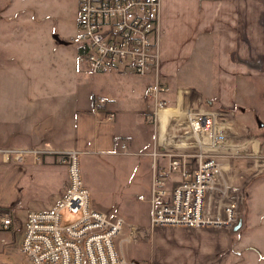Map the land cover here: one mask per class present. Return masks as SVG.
<instances>
[{
  "label": "crops",
  "instance_id": "obj_1",
  "mask_svg": "<svg viewBox=\"0 0 264 264\" xmlns=\"http://www.w3.org/2000/svg\"><path fill=\"white\" fill-rule=\"evenodd\" d=\"M56 1L0 0V149H75L79 157L97 159L117 156L124 145L127 157L149 154L142 161L151 180L154 169L167 165V152L189 155V166L199 156H215L233 165L226 177L232 176L235 184L247 177L241 160L260 161L233 229L155 226L152 233L129 225L128 235L122 238L123 230L116 243L127 254L125 242L148 240V264H264V0H161L157 78L167 90V111L156 126L146 121L152 111L147 88L153 73L95 75L88 70L91 77L77 73L67 84V75L46 73L55 54L50 30L37 20L22 19L30 13V2L48 8ZM14 16L20 24H14ZM76 53L84 64L78 48ZM14 73L31 85L18 95L12 89ZM56 85V92L48 90ZM100 98L104 105L98 104ZM186 109L215 114L213 132L193 139ZM236 139L245 140L231 146ZM4 185L13 194L23 192L29 210L17 215L14 204L0 200V215L15 223L2 232L16 235V225L22 226L19 249L26 215L50 210L67 187V174L52 158L33 165L29 159L5 164L0 157V188Z\"/></svg>",
  "mask_w": 264,
  "mask_h": 264
},
{
  "label": "built area",
  "instance_id": "obj_2",
  "mask_svg": "<svg viewBox=\"0 0 264 264\" xmlns=\"http://www.w3.org/2000/svg\"><path fill=\"white\" fill-rule=\"evenodd\" d=\"M160 3L161 0H77L78 50L92 74L111 75L124 70L137 76L154 74L147 88L152 111L146 118L153 126L166 109L167 90L157 78ZM256 64L261 67L260 62ZM98 104L104 105L105 100L100 98ZM183 114L193 139L213 132L215 114L191 109ZM115 154H126L125 146ZM79 155L75 149H0L5 164H21L29 159L37 165L44 158H52L67 174V187L52 208L26 215L19 251L31 264H137L116 247L125 222L91 207L90 193L81 177ZM165 155L167 165L154 169L151 180V228L233 229L243 197L242 189L225 179L230 165L215 156H199L197 164L189 166V155L170 152ZM255 168L260 170V164ZM65 211L74 219L69 225H63ZM13 226L10 216L0 215L1 231Z\"/></svg>",
  "mask_w": 264,
  "mask_h": 264
},
{
  "label": "rangeland",
  "instance_id": "obj_3",
  "mask_svg": "<svg viewBox=\"0 0 264 264\" xmlns=\"http://www.w3.org/2000/svg\"><path fill=\"white\" fill-rule=\"evenodd\" d=\"M43 5V3L30 2V6L27 8L30 13L22 20L25 21L28 18L30 23H33V20H37L39 26L50 30L48 41L53 47L50 51L53 54L55 52V54L48 62L46 73L48 75H67L68 79L66 83L63 81L65 84L69 82L70 78H76L77 73L82 74V78L85 76L91 77L88 69L76 57L79 44L77 0H58L48 8H44ZM13 20L14 24H20L21 18L14 16ZM51 61H54L55 65H51ZM46 73L43 75H47ZM71 85L73 87L76 86L74 80L71 81ZM30 86L16 73L13 74L12 89L16 95ZM80 87L77 89L80 90ZM48 90L50 92H56L58 87L57 85L52 86ZM12 95L14 94L12 93ZM252 125L256 129L254 122H252ZM236 131L240 132V129L237 127ZM242 134L245 135L244 133ZM244 140L236 139L229 144L237 147L240 145V142L236 141ZM143 159H150L149 154H145L144 151L129 157L125 155L106 156L97 159L94 157L90 159L87 156L79 157L81 177L90 193L91 207L110 217L122 219L126 225L123 229L124 233L122 238L128 235L129 225L136 226L140 230L148 229L153 233L150 226L149 203L151 174L148 164L142 161ZM244 161L241 160V163H245V168H247L245 174H247V177L243 179L242 183L235 184L230 175L225 178L228 179L231 185L242 189V197L247 192L249 180L257 173L255 168L256 164L261 165L260 161ZM223 162L230 164L228 160ZM232 168L233 165H231L230 169L232 170ZM23 196V192L13 194L5 185L0 188V200L10 205L14 204L16 206L14 213L20 216L25 215L27 213L26 211H29L24 203ZM140 198H143V200H140ZM62 217L63 225H69L74 220L66 211L63 212ZM21 227L20 224L16 225V235L0 231V264H31L30 260L16 247V238L18 230ZM122 248L129 255L127 256L135 263H148L151 259L148 240L144 242L131 240L125 242Z\"/></svg>",
  "mask_w": 264,
  "mask_h": 264
},
{
  "label": "bare ground",
  "instance_id": "obj_4",
  "mask_svg": "<svg viewBox=\"0 0 264 264\" xmlns=\"http://www.w3.org/2000/svg\"><path fill=\"white\" fill-rule=\"evenodd\" d=\"M165 111H167V110H166V109H165V110H162V111H161V115H162ZM161 115H160V117H161Z\"/></svg>",
  "mask_w": 264,
  "mask_h": 264
},
{
  "label": "water",
  "instance_id": "obj_5",
  "mask_svg": "<svg viewBox=\"0 0 264 264\" xmlns=\"http://www.w3.org/2000/svg\"><path fill=\"white\" fill-rule=\"evenodd\" d=\"M239 228V224H238V226L235 228V230H237Z\"/></svg>",
  "mask_w": 264,
  "mask_h": 264
}]
</instances>
